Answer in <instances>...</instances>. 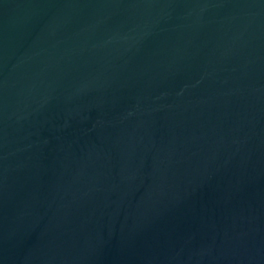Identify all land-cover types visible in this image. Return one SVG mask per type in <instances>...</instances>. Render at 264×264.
<instances>
[{
	"label": "water",
	"instance_id": "obj_1",
	"mask_svg": "<svg viewBox=\"0 0 264 264\" xmlns=\"http://www.w3.org/2000/svg\"><path fill=\"white\" fill-rule=\"evenodd\" d=\"M0 264H264V0H0Z\"/></svg>",
	"mask_w": 264,
	"mask_h": 264
}]
</instances>
